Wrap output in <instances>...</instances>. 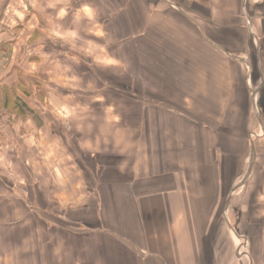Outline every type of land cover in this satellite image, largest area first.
<instances>
[{
    "label": "crops",
    "instance_id": "0c3cea01",
    "mask_svg": "<svg viewBox=\"0 0 264 264\" xmlns=\"http://www.w3.org/2000/svg\"><path fill=\"white\" fill-rule=\"evenodd\" d=\"M84 1L76 9L69 3L52 6L54 10L73 11L71 29L83 23L85 29L86 24L91 25L86 22L92 20L95 31L85 32L100 45L99 58H93V65L101 64L105 58L115 61L109 62L108 68H123L131 76V84L117 82L113 88L140 91L144 98L122 100L124 110L121 105L103 119H95L106 126L95 133L92 152L106 161L100 164V171L93 169L98 189L91 196L87 197L84 191L74 198L60 196L56 204L53 196H46L43 204L42 197L32 194L5 195L6 185L0 184V264H211L204 238L209 221L215 218L217 203L229 187V168L223 166V158L219 161V153L223 154L219 146L223 148L226 135L212 133L197 123L213 121L214 110L223 114L224 106L227 110L230 105V96L222 72L215 75L213 63L207 60L214 56L213 43L200 38L191 27H203L208 36L207 27L213 26L215 18H228L233 2L109 0L107 5L106 0ZM166 7L178 14L166 20ZM91 10L107 13L106 18L91 16ZM153 21L164 27L167 22L175 34L171 30L169 38L160 34L158 44H152L144 38L148 35L144 30L150 31ZM107 23H114L116 33L106 35ZM79 31L84 32L81 27ZM133 36H137V41H132ZM140 37L156 48L153 51L148 47L153 56L150 51L145 55V41H140ZM110 44L117 48L125 44L126 54L104 52ZM199 46L211 48L213 52L207 51L212 55L201 51L205 57H200L192 49ZM260 49L258 44L256 50ZM138 61L142 65L140 72L136 70ZM260 69L263 70L261 64ZM137 73H142L147 81L136 84L133 77ZM160 91H175L189 105L184 107L204 114V120L148 101V95ZM161 92L153 96L162 98ZM259 181L257 203L261 197L264 199V179ZM258 208L262 211V207ZM53 213L77 222V226L72 230L56 228L50 219ZM254 247L253 264H264V236Z\"/></svg>",
    "mask_w": 264,
    "mask_h": 264
},
{
    "label": "rangeland",
    "instance_id": "374dc122",
    "mask_svg": "<svg viewBox=\"0 0 264 264\" xmlns=\"http://www.w3.org/2000/svg\"><path fill=\"white\" fill-rule=\"evenodd\" d=\"M81 2L85 1L0 0V184L6 185L5 195L32 194L42 197L43 204L46 196H53L55 204L60 196L74 198L81 196L82 191L88 197L98 189L93 169L100 171V164L106 161L92 152L95 133L106 126L105 122L97 123L95 119H103L112 109L118 110L125 105L122 100L133 96L144 98L139 90L113 88L117 82L131 84V76L123 68H108L109 62L115 64V61L105 58L101 64L93 65V58H99L100 45L85 32V29L95 31L92 20L86 22L91 25L86 24L85 29V23L81 22L84 32L77 25L71 29L73 11L53 9L66 3L76 9ZM230 2H233V11L228 18L225 15L223 19L215 18L213 26L207 27L208 36L203 27L190 25L200 38H208L206 41L213 43L214 58L208 56L207 60L213 63L215 75L220 76L222 72L230 96L229 109L225 110L224 106L223 114L221 110H214L213 121L197 123L207 126L212 133L226 135L223 148L219 144L223 150L219 161L223 158V166L229 168V187L217 203L215 218L208 223L204 241L211 264H253L254 245L263 241L264 236V203H260L264 199L261 197L257 203L261 191L259 180L264 179V0ZM166 9V20L177 13ZM106 14L91 10V16L99 20L106 18ZM198 15L201 17L199 11ZM151 23L150 31L145 27L144 33L148 35L144 38L152 44H158L160 34L168 38L170 30L175 34L167 22L165 27ZM104 28L106 35L116 33L114 23H107ZM141 38L138 39L143 41ZM133 40L137 41V36ZM256 42L261 51L256 50ZM152 44L145 41V55L150 51L148 47L157 51ZM108 46L104 48L108 54L109 50L113 55L126 54L125 44L120 48L115 44ZM192 49L200 57H205L202 52H213L209 47V51L200 46ZM153 51L149 52L150 56ZM138 62L136 70L140 72L142 65ZM133 79L136 84L147 81L142 73ZM153 86L157 88L155 83ZM157 93L153 95L158 96ZM161 93L162 98L148 95V101L181 110L189 118L204 120V114L186 109L184 106L188 104L175 91ZM223 174L225 178L226 173ZM50 219L59 229L72 230L77 226V222L62 219L57 213Z\"/></svg>",
    "mask_w": 264,
    "mask_h": 264
},
{
    "label": "bare ground",
    "instance_id": "6f19581e",
    "mask_svg": "<svg viewBox=\"0 0 264 264\" xmlns=\"http://www.w3.org/2000/svg\"><path fill=\"white\" fill-rule=\"evenodd\" d=\"M257 99H258V98H257ZM256 105H257V109L260 110V109H259V105H258V101L256 102ZM260 113H261V112H260ZM260 116H262V114H260Z\"/></svg>",
    "mask_w": 264,
    "mask_h": 264
}]
</instances>
